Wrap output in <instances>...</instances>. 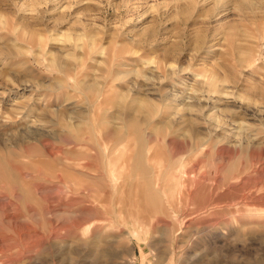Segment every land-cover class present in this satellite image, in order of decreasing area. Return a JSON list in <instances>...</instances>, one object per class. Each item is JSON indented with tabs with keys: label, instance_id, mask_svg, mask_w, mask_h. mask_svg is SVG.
Returning <instances> with one entry per match:
<instances>
[{
	"label": "rangeland",
	"instance_id": "rangeland-1",
	"mask_svg": "<svg viewBox=\"0 0 264 264\" xmlns=\"http://www.w3.org/2000/svg\"><path fill=\"white\" fill-rule=\"evenodd\" d=\"M0 264H264V0H0Z\"/></svg>",
	"mask_w": 264,
	"mask_h": 264
},
{
	"label": "bare ground",
	"instance_id": "bare-ground-1",
	"mask_svg": "<svg viewBox=\"0 0 264 264\" xmlns=\"http://www.w3.org/2000/svg\"><path fill=\"white\" fill-rule=\"evenodd\" d=\"M147 142H148V141H147ZM148 152H149V150H148ZM139 153H140V152H139ZM147 154H148V153H147ZM138 155H139V154H138ZM150 155H151V154H150ZM140 157H141V156H140ZM144 182H145V183H146V182H149V183L152 185V183H151L150 181H144ZM156 182H158V181H156ZM156 182H155V183H156ZM142 184H143V183H142ZM147 184H148V183H146V185H147ZM150 184H149V186H151ZM154 186H155V185H154ZM144 189H146V188H144ZM152 190H153V189H151V190H149V191H152ZM228 190H229V189H228ZM149 191H148V192H149ZM153 191H154V190H153ZM148 192H147V193H148ZM154 193H155V192H154ZM153 195L156 196L155 194H153ZM154 196H153V197H154ZM156 197H157V196H156ZM160 198H162V196H160L159 199H160ZM252 198H253V197H252ZM151 199H152V198H151ZM253 199H254V198H253ZM160 200H161V199H160ZM162 200H163V199H162ZM162 200H161V201H162ZM251 200H252V199H251ZM155 201H156V200H155ZM260 201H261V200H260ZM165 202H166V200H165ZM161 204H162V203H161ZM166 204H168V203H165V205H166ZM112 207H113V206H112ZM163 207H164V205H163ZM162 209H164V208H162ZM113 216H114V215H113ZM135 234H136V233L133 232V235H135ZM100 239H101V238H100ZM106 243H107V242H106ZM104 247H106V245H105Z\"/></svg>",
	"mask_w": 264,
	"mask_h": 264
}]
</instances>
